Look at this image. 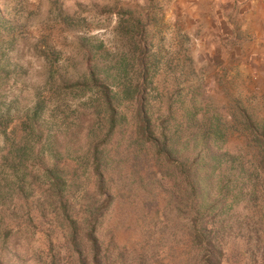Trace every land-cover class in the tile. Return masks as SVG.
<instances>
[{"label":"trees","instance_id":"trees-1","mask_svg":"<svg viewBox=\"0 0 264 264\" xmlns=\"http://www.w3.org/2000/svg\"><path fill=\"white\" fill-rule=\"evenodd\" d=\"M142 70L121 87V72L110 83L100 68L49 81L60 108L85 96L99 123L70 115L42 129L40 99L4 127L0 264H169L179 252L186 264H264V118L240 102L229 121L212 104L151 106L155 75ZM231 129L248 147L224 148Z\"/></svg>","mask_w":264,"mask_h":264},{"label":"rangeland","instance_id":"rangeland-1","mask_svg":"<svg viewBox=\"0 0 264 264\" xmlns=\"http://www.w3.org/2000/svg\"><path fill=\"white\" fill-rule=\"evenodd\" d=\"M99 68L110 83L121 72L119 87L142 82L131 75L147 69L155 75L146 95L151 106L212 104L229 121L240 102L264 118V0H0V159L2 130L18 126L40 99L42 129L70 115L99 123L85 96L60 108L49 88V81L82 80ZM228 138L224 148L249 145L239 129ZM49 228H39L36 247ZM179 253L165 261L186 264Z\"/></svg>","mask_w":264,"mask_h":264}]
</instances>
